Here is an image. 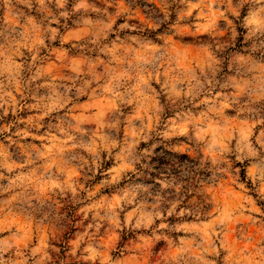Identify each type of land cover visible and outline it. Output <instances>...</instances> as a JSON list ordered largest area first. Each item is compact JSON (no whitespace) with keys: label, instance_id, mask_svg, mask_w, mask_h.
<instances>
[{"label":"rangeland","instance_id":"1","mask_svg":"<svg viewBox=\"0 0 264 264\" xmlns=\"http://www.w3.org/2000/svg\"><path fill=\"white\" fill-rule=\"evenodd\" d=\"M158 145L206 219L130 175ZM0 264H264V0H0Z\"/></svg>","mask_w":264,"mask_h":264},{"label":"trees","instance_id":"2","mask_svg":"<svg viewBox=\"0 0 264 264\" xmlns=\"http://www.w3.org/2000/svg\"><path fill=\"white\" fill-rule=\"evenodd\" d=\"M208 166V161L203 160L200 154L191 156L158 145L135 164V173L130 175L134 174V179L146 187L148 194L159 195L163 208L175 202L174 211L183 210L181 214L173 212L167 215L166 221L172 224L208 217L210 206L196 192L210 177ZM161 181L166 182L163 188ZM191 197L196 201L189 202Z\"/></svg>","mask_w":264,"mask_h":264}]
</instances>
